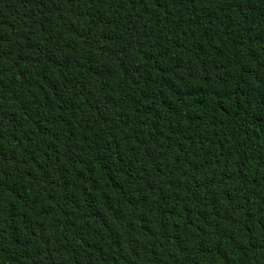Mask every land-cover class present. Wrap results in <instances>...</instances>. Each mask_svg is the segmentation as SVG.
I'll list each match as a JSON object with an SVG mask.
<instances>
[{
	"label": "trees",
	"instance_id": "trees-1",
	"mask_svg": "<svg viewBox=\"0 0 264 264\" xmlns=\"http://www.w3.org/2000/svg\"><path fill=\"white\" fill-rule=\"evenodd\" d=\"M0 264H264V0H0Z\"/></svg>",
	"mask_w": 264,
	"mask_h": 264
}]
</instances>
